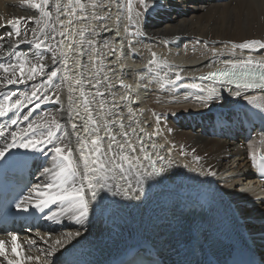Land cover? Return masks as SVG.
Returning a JSON list of instances; mask_svg holds the SVG:
<instances>
[{
  "label": "bare ground",
  "instance_id": "bare-ground-1",
  "mask_svg": "<svg viewBox=\"0 0 264 264\" xmlns=\"http://www.w3.org/2000/svg\"><path fill=\"white\" fill-rule=\"evenodd\" d=\"M70 2L48 0L51 20L47 21L46 31L51 32L56 25V40L50 43L54 47L60 45L56 48L60 58L53 64L50 53L44 52L43 56L46 73L58 69V76L50 84L42 83L45 77H37L25 84L0 87V94L30 92L33 84L58 90V100L67 109L63 105L57 108L61 125L59 130L53 128L57 137H62L65 143L70 142L75 150L78 148L77 135L71 124L79 125L77 131L82 137L85 136L81 130L83 126L98 127V133L92 132L91 137H86L89 147L91 138L98 134L104 138L103 147L107 149L109 131L116 135L119 142L124 140L121 133L127 131L138 154L140 145L137 136L143 140L156 168L163 171L159 176H144L142 186L137 185L134 172L124 173L128 176L127 180L121 178L118 170L108 173L106 182L113 187L98 190L94 200L90 193L87 195L89 214L86 219L76 220L69 206L51 205L44 213L45 217L55 213L54 220L44 217L36 231L25 229L17 236L18 243L27 250L25 255L39 256L40 264H45V260L47 264H107L137 245L143 251L155 244L158 248H171L180 228L191 226L200 230L194 219L184 217L181 211L185 204L192 203L209 211L200 227L236 244H246L250 235L251 248L256 246L258 254L264 259V237L260 236L264 233V191L254 179V166L250 159L256 153L264 155V134L253 132L248 139H243L240 131V122L243 120L244 123L250 117V111H255L254 105L264 106V94H246L243 90L222 94L211 85L193 80L196 75L219 64L239 63L249 58L264 64V48L232 49L233 43L253 39L264 41V0H145L146 12L140 14L133 10L131 24L127 0H81L83 7L90 12L79 29L84 30V38L80 41L79 34L75 36L73 49L82 46L84 54L78 55L72 50L69 59V47L58 33L67 28H63L62 11ZM94 4L98 6L93 7ZM95 16L103 19H95ZM18 18L47 20L39 10L32 8L28 0H0V35L7 37L13 32L14 28L8 21ZM26 27L30 33L37 25L33 22ZM125 27L129 28L130 35L127 33L125 36ZM31 39L29 35L28 40ZM126 40L133 44L127 46ZM142 41L147 43L146 47L141 45ZM13 43L12 38L0 40V63H12L15 59L11 56L12 51L28 54L36 51L27 41L21 42L18 48H10ZM213 49L216 56L212 54ZM153 53L162 55L159 58L155 56L159 67L148 63L153 59ZM80 64L83 68L79 67ZM177 73L181 79L168 83L175 80ZM0 75H3L2 71ZM144 76L146 79L139 82ZM77 79L81 80L80 85H75ZM93 84L97 86L93 87ZM97 91L103 96L97 95ZM38 104L39 107L34 105L35 110L40 108L43 111L34 110L29 121L18 119L19 124H25L21 128L29 122L49 124L52 109ZM87 110L92 111L97 122L95 125L87 124ZM7 123L8 117L0 118V129ZM12 128L20 127L10 126ZM232 132L238 134L240 140L230 139L228 135ZM50 147L44 146V155L24 149L13 152L16 157L30 153L31 166L39 175L31 188L55 179L42 171L44 167L52 166V156L47 154ZM113 147L115 150V145ZM139 155L143 165L140 172L151 171L148 162L142 159L143 154ZM74 156L79 160L78 152H74ZM234 163L236 165L231 169L229 165ZM209 170L214 174L206 175ZM80 171H83L82 164ZM228 171L231 174L224 176L223 173ZM245 181L251 186L243 187ZM129 183L140 190L135 193L127 190ZM76 184H80L79 179ZM115 185L119 186V193ZM66 186L71 187V183ZM242 192L244 194L235 198ZM254 196L260 197V206L252 212H244L245 215L241 214L244 207L240 204H247L242 200ZM254 212H258L256 218H252ZM76 231L78 236L66 241L52 256H45L44 250L49 247L46 241H54ZM10 238L11 235H0V240L9 242L8 257L13 259ZM28 240H35V244L30 247L26 243ZM0 264H7L2 256ZM30 264H36V261Z\"/></svg>",
  "mask_w": 264,
  "mask_h": 264
},
{
  "label": "snow or ice",
  "instance_id": "snow-or-ice-1",
  "mask_svg": "<svg viewBox=\"0 0 264 264\" xmlns=\"http://www.w3.org/2000/svg\"><path fill=\"white\" fill-rule=\"evenodd\" d=\"M77 4H83L81 0H75ZM143 4L145 0H140ZM33 9L39 10L42 17L47 18V20H41L40 18H18L15 21L9 20L8 24L12 25L14 28L13 32H10L7 37L0 35V40L12 38L14 43L9 45L10 48H18L21 42L27 41L31 47L36 49L32 54L19 53L12 51L11 56L15 57L12 63H0V71L3 75H0V87H7L10 85L25 84L28 81H35L37 77H45L46 80L42 83H51L54 78L58 76L59 70L54 69L46 73V63L44 62V52L51 54L50 59L53 64H56L60 58L57 55L56 48L60 45L57 44L53 46L51 41L56 40L57 27L53 25L51 32L46 31L47 21L51 20V11L49 9L48 0H28ZM98 5H93L97 7ZM57 10L59 11V5H57ZM127 10H128V20L131 24L133 21V4L132 0H127ZM72 14H75L73 11ZM139 16V13H137ZM95 19H103V17L95 16ZM86 19V17H82ZM35 22L37 27L32 28L31 32L27 30L26 25ZM69 24L73 22L68 21ZM43 25V26H41ZM22 26L24 30L22 31ZM129 31L128 27H125V32ZM61 37H67V33L61 30L58 33ZM29 35L32 39L29 41ZM80 37L84 38V30L79 32ZM91 43V42H90ZM75 41L73 40L68 44L69 50L77 51L78 55L84 54L83 47H78L73 49ZM256 46L259 48H264V41L261 40H247L243 43H233L232 49L240 50H253ZM213 56H216V50H212ZM222 54V53H221ZM63 55V53H62ZM149 65H156L159 67L155 59V54L153 53V59L149 60ZM255 64V71L241 70L238 69L241 65L251 66ZM83 68V65H79ZM152 71L151 68L148 69ZM216 79L218 81L223 80L228 83L235 85L237 89H254L257 87L264 88V64L253 61L251 58L242 60L237 63H232L230 68L219 69L215 72H210L206 76H202L199 79ZM181 79L180 74L177 73L175 80H170L168 83H175ZM98 83V82H97ZM81 80L77 79L75 85H80ZM93 84V87H96ZM122 86H124L122 84ZM130 87V86H124ZM33 90L30 92H24L18 94L15 91L5 92L0 94V118L8 117V123L0 129V159H6L7 154L11 149H24L27 151L37 152L41 155L46 154L44 146L50 145L51 147L47 149V154L52 156V166L44 167L43 174L46 176L54 177L55 179L51 182H47L43 185L37 184L35 187L30 189L28 195L23 196L16 204V208L22 212H28L30 208L36 209L37 211L43 213L45 209L49 208L51 205L60 204L69 206V210L73 211L74 218L76 220L86 219L89 214V201L86 198L90 193L93 200L98 194V190H110L113 185H108L106 182L108 173H115L116 170L119 171L121 178L124 180L128 179L125 172L136 173L137 185L142 186L143 177H153L159 176L163 169H157L155 161L152 156L147 154L146 148L144 146L143 140L137 136V142L139 143V154H143V161L148 162V167L151 171L145 170L143 173L140 172V168L143 167L141 163V157L137 152V147L131 142L130 134L127 131L121 133L124 137L123 142H119L116 139V135L108 132V146L107 149L103 147L104 138L98 134L91 138L89 147V141L86 137H91L92 132H99V128H89L87 125L82 127V132L85 136H81L77 131L78 125L76 123L72 124V129L76 132L78 148L73 149L69 143H65L62 137H57L56 132L53 128L59 130L61 125L58 120L52 118L49 124L44 122H29L26 127L15 129H10V126H15L19 123L18 114L23 107L28 104L33 103L34 100H50L52 99L46 93L41 95V88L36 84L32 86ZM71 88V86H70ZM97 95L103 96V93L97 91ZM83 95V92L81 93ZM239 95V93H237ZM59 99V97H56ZM39 107V104L36 105ZM88 111V121L87 124L95 125L97 122L93 118V113L91 110ZM11 114V115H10ZM31 112L28 115L23 116L24 121H29ZM77 116L80 113L77 111ZM71 117V113L69 114ZM159 119V118H157ZM120 127L123 129L124 125L121 124ZM135 130L133 129V133ZM59 140L60 142H56ZM113 145H115V150ZM155 148V145H152ZM74 152L79 153V160L74 156ZM15 157H13L14 159ZM163 159V157H159ZM254 167L258 166L262 173H264V155L260 153L253 154L250 157ZM82 164L83 171H80V166ZM214 173L209 170L206 175H213ZM79 179L80 184H76V180ZM71 183V187H67ZM86 186V187H85ZM117 193H119L120 188L115 185ZM133 193L139 191L140 188L134 187L131 183L128 184V189ZM55 213L52 216L45 217L49 220H54ZM79 232L67 233L64 236L55 239L54 241H46L49 243V247L44 250L46 257L52 256L60 247H63L66 241H71L74 236H78ZM9 242L5 240H0V256L7 260V264H30L33 260L36 264H40V257H33L31 255H25L26 249L23 248L21 243H18V237L16 235H11L10 244L13 259H9L7 244ZM26 243L31 247L35 244V240H28ZM47 264V260H45Z\"/></svg>",
  "mask_w": 264,
  "mask_h": 264
},
{
  "label": "rangeland",
  "instance_id": "rangeland-1",
  "mask_svg": "<svg viewBox=\"0 0 264 264\" xmlns=\"http://www.w3.org/2000/svg\"><path fill=\"white\" fill-rule=\"evenodd\" d=\"M70 1H72V2H70V4L68 5V3H67V8H65L63 11H62V14L64 15L63 17H62V20H63V22L65 23L64 25H63V28H66V26H67V28L66 29H63L68 35H67V37L65 38V43H67V46H68V44L70 43V42H72L73 40H74V37L76 36H78V34H79V29H80V27H82V24H84L85 23V21H86V19H88V14H89V12H90V10L89 9H87L86 7H83V8H81L78 4H76V3H74L75 2V0H70ZM132 2H133V4H134V6H133V10H135V11H138L140 14L141 13H145L146 12V10H147V7L145 6V4L143 3H141L140 2V0H132ZM69 6V7H68ZM135 7V8H134ZM64 11H66L65 13H64ZM73 11L75 12V14H72L73 13ZM89 11V12H88ZM87 14V15H86ZM65 16H67V17H65ZM82 17H86V19H82ZM117 18V17H116ZM66 19V20H65ZM119 19V18H118ZM69 20H71L73 23L72 24H69L68 23V21ZM65 21H67V22H65ZM78 21H80V22H78ZM78 22V23H77ZM73 25V26H72ZM76 27H75V26ZM71 27V28H70ZM76 28H78V29H76ZM71 30H73V31H71ZM76 30V31H75ZM74 33V34H73ZM76 33V34H75ZM129 35H130V31L129 32H127ZM127 33L125 34V36H127ZM71 34H72V36H71ZM79 37H80V35H79ZM104 37V36H103ZM63 38V39H64ZM72 38H73V40H72ZM81 38V37H80ZM82 39H80V41H81ZM79 41V40H78ZM128 40H126V45L127 46H130V45H132L133 43H131V42H127ZM133 42L134 41H136V40H132ZM146 42L145 41H142V43H141V45L142 46H144V47H146L147 46V43L145 44ZM144 44V45H143ZM146 45V46H145ZM192 51H194V50H192ZM71 54H72V50H70V51H68V54H67V56H69L70 58L69 59H71ZM130 56H132V54L130 55ZM70 61L71 60H69L68 62L70 63ZM141 78V77H140ZM140 80V79H139ZM41 90H42V92H41V94L43 95V93H45L44 92V90L46 91V94L48 95V96H50L52 99H50V100H43V99H41V100H34L33 101V103H31V104H28L26 107H24V108H22L21 110H20V115L18 114V119H22L23 118V116H24V114H26L27 115V113L29 114V112L28 111H30V109H32L33 111H32V113H31V115L34 113V110H35V107H34V105L36 106L38 103H40V104H43V105H46V106H49L51 109H52V111H53V115H52V118H55L56 120H59V114H58V111H57V108L58 107H60V105H63L58 99H56V97L58 96V90H51V89H44L43 87H41ZM33 105V106H32ZM30 106V107H29ZM33 107V108H32ZM63 107H65L66 108V106L65 105H63ZM67 109V108H66ZM40 110V111H39ZM27 111V112H26ZM35 111H39V112H41V111H43V109H37V110H35ZM22 112H23V114H22ZM22 116V117H21ZM79 124H81V125H83L84 123L83 122H79ZM17 125H19V127L21 128L22 127V125H25V124H17ZM17 125H15V127L17 126ZM235 165H236V163H234V164H230L229 165V167L231 168H234L235 167ZM231 168V169H232ZM231 174V172L230 171H228V172H225V173H223V175L224 176H229ZM248 183V184H247ZM248 186V187H250L251 185L249 184V182H247V181H245V182H243V187L244 186ZM246 186H245V188H246ZM245 192V191H244ZM240 194H244L243 192L242 193H238V194H236L235 195V198H237ZM256 201V202H255ZM257 201H258V203H257ZM242 202H246L247 204H240V206H242V207H244V210H241L242 212H241V214H243V215H245V213L249 210L250 212H252V211H254L257 207H259L260 206V197H258V196H254V197H252V198H248V199H246L245 198V200L243 199L242 200ZM254 204H253V203ZM257 205H256V204ZM249 204H252V205H255V206H253V207H250V205ZM249 205V206H248ZM240 206H238V208L240 207ZM255 207V208H254ZM250 208V209H249ZM245 212V213H244ZM258 214V212H254V213H252V218H256L255 216ZM247 220V219H246ZM245 224L246 225H251L250 223H248V222H245ZM77 232V231H76ZM4 239H7V238H4Z\"/></svg>",
  "mask_w": 264,
  "mask_h": 264
}]
</instances>
